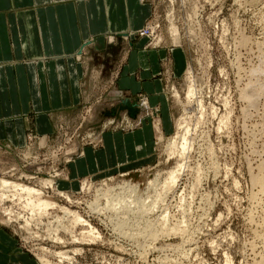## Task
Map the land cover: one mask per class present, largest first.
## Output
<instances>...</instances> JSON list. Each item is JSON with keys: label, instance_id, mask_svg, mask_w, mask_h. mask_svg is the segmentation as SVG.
I'll use <instances>...</instances> for the list:
<instances>
[{"label": "rangeland", "instance_id": "rangeland-1", "mask_svg": "<svg viewBox=\"0 0 264 264\" xmlns=\"http://www.w3.org/2000/svg\"><path fill=\"white\" fill-rule=\"evenodd\" d=\"M148 1L154 13L143 31L154 36L143 37L186 64L181 75L172 64L163 70L165 112L143 99L151 115L125 116L139 108L100 92L50 141L0 150V182L56 204L37 213L23 196L2 201L0 187V232L31 264H264V190L255 181L264 178V0ZM146 126L144 150L108 169L73 171L110 135ZM182 137L186 152L174 154Z\"/></svg>", "mask_w": 264, "mask_h": 264}, {"label": "crops", "instance_id": "crops-1", "mask_svg": "<svg viewBox=\"0 0 264 264\" xmlns=\"http://www.w3.org/2000/svg\"><path fill=\"white\" fill-rule=\"evenodd\" d=\"M153 13L148 0H0V150L49 140L63 118L99 101L100 92L111 105L139 108L125 116L151 115L139 106L143 99L165 112L163 70L172 64L181 75L186 64L141 34ZM146 128L110 135L100 155L85 152L73 171L108 169L137 145L144 150L152 140ZM21 253L2 230L0 264H31Z\"/></svg>", "mask_w": 264, "mask_h": 264}, {"label": "bare ground", "instance_id": "bare-ground-1", "mask_svg": "<svg viewBox=\"0 0 264 264\" xmlns=\"http://www.w3.org/2000/svg\"><path fill=\"white\" fill-rule=\"evenodd\" d=\"M144 30V29H143ZM143 30L141 31V32H143ZM154 36V33H152V32H149L148 30H147V33H145L144 34V36ZM147 36V37H148ZM254 89L253 88H251V91L249 92V94L247 95V96H253L254 95ZM189 93L187 94L188 95V98L190 99V98H192V95H193V91H191V90H189L188 91ZM181 140V139H180ZM175 141V140H174ZM182 142L183 143H181V145H180V147H179V142L178 143H176V142H173L172 144H171V146H170V150H173V153L174 154H177L178 152V148H180L181 150H184L185 151V147H186V145H187V142H188V139L186 138V137H182ZM178 144V145H177ZM178 149V150H177ZM180 151V150H179ZM186 152V151H185ZM179 154H183V151H181V153H179ZM185 154V153H184ZM182 156V155H181ZM183 157V156H182ZM179 158V157H178ZM182 167V166H181ZM169 175H170V181H166V184H165V186H166V188H169L171 185H173V184H175V179L173 178L174 176V174H173V172H171V173H169ZM257 183H258V185L260 184L261 186H262V190H264V178H257L256 180H255ZM51 184V182H46L45 181V183H42V185L45 187V186H49ZM0 187H1V191L3 192L1 195H2V201H4V199H9L10 197L11 198H14L15 199V197H19L18 199H20V201H21V199L23 198V200L26 202V206H27V204L29 205V207H27V208H31V206H32V208L33 207H35L36 209L38 208V210L40 211H38L37 213H41V214H47L46 213V211L48 210V209H51V208H54L55 206H56V204H54L53 202H49L48 200H46V199H44L43 198V196H44V194L43 193H41L39 190H37L36 189V191L34 190V189H31V188H25V187H23L22 185L20 186V185H18V184H15V183H11V182H5V181H2V182H0ZM264 192V191H263ZM23 196V197H22ZM22 197V198H21ZM10 200V199H9ZM12 200V199H11ZM4 204V203H3ZM34 208V211L33 212H35V209ZM14 209V208H13ZM27 210H29V209H27ZM31 210V209H30ZM33 210V209H32ZM64 211H65V209H64ZM66 212H68V213H70L69 211H67L66 210ZM37 213H34V214H37ZM49 213V212H48ZM33 215V214H32ZM39 215V214H38ZM75 215V214H74ZM73 215V216H74ZM10 216V215H9ZM31 216V215H30ZM47 216H49V214L47 215ZM46 216V217H47ZM76 216H78V215H75V218H76ZM33 217V216H32ZM31 218V217H30ZM71 219V218H70ZM72 219H74V218H72ZM74 221V223L75 222H77V224H79V225H85V221L84 220H82V218L81 217H77L76 219H74L73 220ZM264 222V221H263ZM41 223V222H40ZM81 223V224H80ZM43 224V223H42ZM75 225V224H74ZM74 225H73V228H74ZM88 226V225H87ZM38 227V226H37ZM71 227V226H70ZM68 230H70V229H68ZM73 230V229H72ZM71 231V230H70ZM66 232H68V231H66ZM88 233V234H87ZM86 234L87 235H89V236H92L93 234H92V232H87ZM56 237L54 238V240L56 241V240H58V241H60L61 242V240H60V238H58V236L57 235H55ZM86 236V235H85ZM53 239V238H52ZM64 243V242H63ZM44 249V248H43ZM45 251H46V249H45ZM60 255V254H59ZM64 258V257H63ZM43 261V260H42ZM46 264H49V263H46Z\"/></svg>", "mask_w": 264, "mask_h": 264}, {"label": "built area", "instance_id": "built-area-1", "mask_svg": "<svg viewBox=\"0 0 264 264\" xmlns=\"http://www.w3.org/2000/svg\"><path fill=\"white\" fill-rule=\"evenodd\" d=\"M145 33H147V31H143L141 34L144 35Z\"/></svg>", "mask_w": 264, "mask_h": 264}]
</instances>
